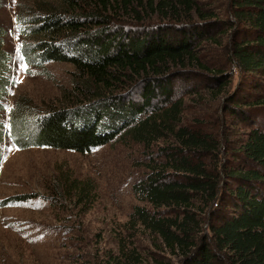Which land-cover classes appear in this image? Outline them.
Segmentation results:
<instances>
[{
	"label": "trees",
	"instance_id": "16d2710c",
	"mask_svg": "<svg viewBox=\"0 0 264 264\" xmlns=\"http://www.w3.org/2000/svg\"><path fill=\"white\" fill-rule=\"evenodd\" d=\"M37 5L44 12L35 16L29 60L74 69L63 102L39 114L32 129L13 121L14 144L86 153L121 138L148 153L147 171L133 186L143 204L135 205L129 242L121 240L114 262L151 264L129 248L144 228L180 257L177 264H264V120L253 113L264 106V0H229L224 10L204 0ZM2 35L0 27V63ZM206 45L227 50L250 75L252 97L229 94L231 76L205 60ZM2 85L0 75V92ZM203 92L222 99L224 111L249 128L229 156L215 126L184 119L186 96ZM55 183L51 190L81 209L94 203L93 179L64 172Z\"/></svg>",
	"mask_w": 264,
	"mask_h": 264
},
{
	"label": "rangeland",
	"instance_id": "374dc122",
	"mask_svg": "<svg viewBox=\"0 0 264 264\" xmlns=\"http://www.w3.org/2000/svg\"><path fill=\"white\" fill-rule=\"evenodd\" d=\"M43 1L57 3L0 0V264H116L115 259L121 257V240L129 242L130 215L135 205L143 204L133 186L147 171L144 146L116 138L80 153L51 147L20 149L12 138L14 120L23 119L32 129L39 114L63 102V93L71 85V64L40 66L33 58L29 60L31 44L37 38L32 32L35 16L44 12L37 4ZM228 1L204 3L224 10ZM202 56L231 76L230 95L252 97L256 93L250 86V75L236 67L227 50L206 45ZM203 93L201 97L186 96L184 119L192 124L200 118L206 128L215 126L224 156H229L230 148L241 142L249 128L239 117L224 111L222 99ZM253 113L264 120V106H257ZM64 172L96 183L94 203L87 210L51 190L58 174ZM23 194L35 197L15 204L6 202ZM204 228L208 231L207 225ZM133 242L129 248L135 247L151 264L153 258L175 264L180 261L144 228Z\"/></svg>",
	"mask_w": 264,
	"mask_h": 264
}]
</instances>
